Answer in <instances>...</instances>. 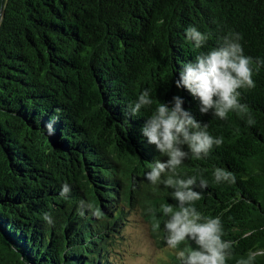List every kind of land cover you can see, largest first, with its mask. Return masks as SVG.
Wrapping results in <instances>:
<instances>
[{"label":"trees","instance_id":"obj_1","mask_svg":"<svg viewBox=\"0 0 264 264\" xmlns=\"http://www.w3.org/2000/svg\"><path fill=\"white\" fill-rule=\"evenodd\" d=\"M189 25L208 35L204 48L187 40ZM229 30L242 35L246 55L264 58V0H0V231L29 264H127L113 251L133 213L152 229L159 222L154 236L166 246L158 209L175 201L170 188L144 179L164 158L141 129L156 104L175 95L223 138L206 158L177 169L185 178L204 172L208 187L195 206L221 218L223 238L234 242L227 264L249 252L264 264V67L256 87L241 90L253 126L234 113L201 115L175 86L181 62ZM144 89L154 104L132 116ZM215 167L231 171L235 183H215ZM81 200L100 218L79 215ZM2 245L0 264H24Z\"/></svg>","mask_w":264,"mask_h":264},{"label":"clouds","instance_id":"obj_2","mask_svg":"<svg viewBox=\"0 0 264 264\" xmlns=\"http://www.w3.org/2000/svg\"><path fill=\"white\" fill-rule=\"evenodd\" d=\"M185 35L196 49L204 48L209 39L207 34L192 25L185 29ZM242 38L240 33L229 30L218 38L215 47L192 60L181 62L175 86L186 90L198 102L201 115L211 114L227 120L229 113H234L248 126H253L256 121L249 106L241 102V90L250 91L256 87L253 77L264 67V58L246 55L240 42ZM153 104L151 90L144 89L130 106L129 114L135 116L142 108H151ZM183 104L184 99L179 95L168 102L159 101L146 119L142 135L164 159H155L144 179L153 186L163 184L172 190L175 204H161L158 211L165 218L166 246L179 264H227L234 242L223 238L225 232L221 218L204 215L195 206L202 199V190L208 187L204 172L185 178L177 171L190 157L206 158L214 147L223 144V138L212 136L208 124L198 120ZM212 176L217 184L235 183L236 180L231 171L220 167L213 169ZM70 191V186L63 184L60 196L67 198ZM86 210L97 218L101 216L100 210L91 202L81 200L79 215L83 216ZM149 211L155 215L157 210ZM42 219L48 225L55 224L47 212L43 213ZM159 229V222L153 224L154 231ZM185 241H191L194 247L185 245L181 248ZM256 255L249 252L237 264H255Z\"/></svg>","mask_w":264,"mask_h":264},{"label":"rangeland","instance_id":"obj_3","mask_svg":"<svg viewBox=\"0 0 264 264\" xmlns=\"http://www.w3.org/2000/svg\"><path fill=\"white\" fill-rule=\"evenodd\" d=\"M138 213L128 217L121 236L116 238L114 258L127 264H176L173 252L160 246L162 237H155L150 224L143 223Z\"/></svg>","mask_w":264,"mask_h":264},{"label":"water","instance_id":"obj_4","mask_svg":"<svg viewBox=\"0 0 264 264\" xmlns=\"http://www.w3.org/2000/svg\"><path fill=\"white\" fill-rule=\"evenodd\" d=\"M0 241L2 242V246L8 252L11 257L15 256L16 258L21 259L24 264H29L26 258L21 254V252L17 249V247L14 245V243L9 239V237L4 234L2 231H0Z\"/></svg>","mask_w":264,"mask_h":264}]
</instances>
